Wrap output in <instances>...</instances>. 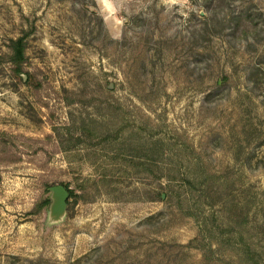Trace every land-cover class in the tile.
I'll list each match as a JSON object with an SVG mask.
<instances>
[{"label": "rangeland", "instance_id": "1", "mask_svg": "<svg viewBox=\"0 0 264 264\" xmlns=\"http://www.w3.org/2000/svg\"><path fill=\"white\" fill-rule=\"evenodd\" d=\"M0 264H264V0H0Z\"/></svg>", "mask_w": 264, "mask_h": 264}, {"label": "trees", "instance_id": "2", "mask_svg": "<svg viewBox=\"0 0 264 264\" xmlns=\"http://www.w3.org/2000/svg\"><path fill=\"white\" fill-rule=\"evenodd\" d=\"M28 40L26 35H20L16 38H11L8 47L11 50L10 60L14 65V71L19 72L22 69L23 63L26 61V50H27ZM64 185L70 192V197L74 195L72 189L69 188L67 183H60ZM50 198L47 197L43 202L44 205H48Z\"/></svg>", "mask_w": 264, "mask_h": 264}, {"label": "water", "instance_id": "3", "mask_svg": "<svg viewBox=\"0 0 264 264\" xmlns=\"http://www.w3.org/2000/svg\"><path fill=\"white\" fill-rule=\"evenodd\" d=\"M52 192L50 204V215L53 220L61 219L66 213L68 200L70 198L69 190L62 184H56L50 187Z\"/></svg>", "mask_w": 264, "mask_h": 264}]
</instances>
